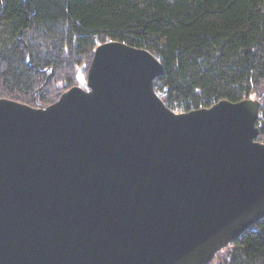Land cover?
Here are the masks:
<instances>
[{
    "label": "water",
    "instance_id": "water-1",
    "mask_svg": "<svg viewBox=\"0 0 264 264\" xmlns=\"http://www.w3.org/2000/svg\"><path fill=\"white\" fill-rule=\"evenodd\" d=\"M163 73L110 40L53 103L0 97V264H210L264 218L262 101L177 112Z\"/></svg>",
    "mask_w": 264,
    "mask_h": 264
},
{
    "label": "trees",
    "instance_id": "trees-1",
    "mask_svg": "<svg viewBox=\"0 0 264 264\" xmlns=\"http://www.w3.org/2000/svg\"><path fill=\"white\" fill-rule=\"evenodd\" d=\"M110 40L160 58L175 111L259 98L264 141V0H0V97L53 103ZM224 251L210 264H264V218Z\"/></svg>",
    "mask_w": 264,
    "mask_h": 264
},
{
    "label": "rangeland",
    "instance_id": "rangeland-1",
    "mask_svg": "<svg viewBox=\"0 0 264 264\" xmlns=\"http://www.w3.org/2000/svg\"><path fill=\"white\" fill-rule=\"evenodd\" d=\"M86 81H87V78H86V80L84 81L85 84H86ZM80 86H83V84H81ZM64 92H65V91H64ZM177 112H179V111H177ZM262 142H264V141H262ZM229 247H230V246H229ZM229 247H227V248L229 249ZM227 248H226V249H227ZM226 255H227V251H226V252L224 251L223 253H221V254H219V255H216L215 257H216V258H218L219 256H220V257H225Z\"/></svg>",
    "mask_w": 264,
    "mask_h": 264
},
{
    "label": "built area",
    "instance_id": "built-area-1",
    "mask_svg": "<svg viewBox=\"0 0 264 264\" xmlns=\"http://www.w3.org/2000/svg\"><path fill=\"white\" fill-rule=\"evenodd\" d=\"M155 88H156V86H155ZM159 94V93H158ZM160 95V94H159Z\"/></svg>",
    "mask_w": 264,
    "mask_h": 264
}]
</instances>
